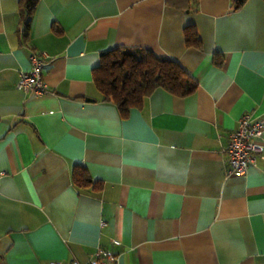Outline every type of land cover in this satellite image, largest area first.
<instances>
[{"label":"crops","instance_id":"obj_1","mask_svg":"<svg viewBox=\"0 0 264 264\" xmlns=\"http://www.w3.org/2000/svg\"><path fill=\"white\" fill-rule=\"evenodd\" d=\"M230 4L39 0L23 35L19 0H0V264L85 263L98 247L116 264H264V158L230 174L223 151L244 113L264 124V0ZM115 47L177 61L195 91L158 87L121 115L93 83ZM32 51L52 57L41 95L16 87Z\"/></svg>","mask_w":264,"mask_h":264},{"label":"trees","instance_id":"obj_2","mask_svg":"<svg viewBox=\"0 0 264 264\" xmlns=\"http://www.w3.org/2000/svg\"><path fill=\"white\" fill-rule=\"evenodd\" d=\"M39 0H19L21 20L26 33L31 15ZM246 0H231L232 10H238ZM187 46L201 47L193 25L183 30ZM220 65L221 61L215 60ZM93 83L103 100L112 102L121 115L140 107L153 90L161 87L176 96L195 91L197 82L174 60L157 57L143 47H115L107 51L93 72ZM74 184L85 187L93 183L85 167L74 164L71 169Z\"/></svg>","mask_w":264,"mask_h":264},{"label":"built area","instance_id":"obj_3","mask_svg":"<svg viewBox=\"0 0 264 264\" xmlns=\"http://www.w3.org/2000/svg\"><path fill=\"white\" fill-rule=\"evenodd\" d=\"M51 58L45 51H32L29 54L30 68L19 72L16 87L32 95L47 92L48 84L42 77V70ZM262 135H264V124L249 112L241 115L235 129L228 134L227 143L223 146L228 173L245 174L250 166L255 165L258 158H264ZM116 261L117 256L113 252L98 247L85 263L72 261L68 264H116ZM50 264L63 263L53 261Z\"/></svg>","mask_w":264,"mask_h":264}]
</instances>
